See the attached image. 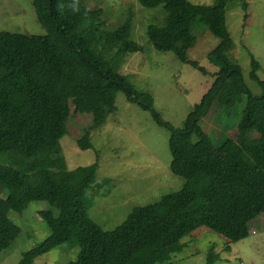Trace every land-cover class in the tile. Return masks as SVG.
<instances>
[{
	"label": "trees",
	"instance_id": "trees-1",
	"mask_svg": "<svg viewBox=\"0 0 264 264\" xmlns=\"http://www.w3.org/2000/svg\"><path fill=\"white\" fill-rule=\"evenodd\" d=\"M237 1L246 10L245 0ZM138 3L147 10L161 7L165 13L161 25L146 28L153 49L171 53L202 74L205 71L187 57L196 43L191 26L198 20L218 40L208 54L218 71L180 129L162 121L152 97L135 90L119 73L126 55L142 52L130 39V9L117 28L109 29L102 10H88L83 0H32L45 35L0 32V156L7 161V166L0 165V253L20 234L8 218L10 211L22 213L31 203H46L38 216L49 230L18 264H33L61 246L77 250L68 264H171L172 256L184 249L185 238L214 234L229 253L231 245L264 231V81L250 55L248 77L262 91L252 96L229 56L233 42L225 24L228 0H213L212 6L187 0ZM118 92L169 133L170 175L182 182L177 191L133 208L120 225L104 231L88 215L87 192L95 184L98 158L68 171L60 141L67 135L73 106L74 113L91 118L76 147L91 151L90 133L116 112ZM243 97L235 139L227 137L214 146L201 120L211 111L230 116ZM218 259L210 246L205 264Z\"/></svg>",
	"mask_w": 264,
	"mask_h": 264
},
{
	"label": "rangeland",
	"instance_id": "rangeland-1",
	"mask_svg": "<svg viewBox=\"0 0 264 264\" xmlns=\"http://www.w3.org/2000/svg\"><path fill=\"white\" fill-rule=\"evenodd\" d=\"M187 1L193 5H213V0ZM83 3L88 10L101 9L102 22L109 29L117 28L131 10L130 39L142 52L126 55L119 73L129 78L135 90L152 97L153 108L162 121L173 128H182L218 71L208 59L218 40L198 20L191 26L190 33L196 43L187 57L205 71L202 74L180 63L171 53L154 50L148 42L146 28L151 24L161 25L164 20L161 7L147 10L138 0H83ZM245 3L246 10H243L240 2L228 0L225 24L233 42L229 56L240 67L250 94L259 96L262 91L249 80L248 74L251 55L259 65L257 76L264 81V0H245ZM0 32L44 36L45 30L36 21L32 0H0ZM244 104L245 97L229 112L230 116L211 111L201 120L202 129L209 134L214 146L220 145L224 138L235 139V124ZM115 108L116 112L109 116L106 124L90 133L93 149L78 151L76 142L82 130L90 125L91 118L74 113L70 106L67 135L60 141L61 157L68 171L91 165L95 157L98 158L95 184L87 192L91 205L88 215L104 231L120 225L133 208L154 203L177 191L182 182L170 175L169 133L159 128L148 112L128 103L122 92L116 95ZM0 165L7 166L4 155L0 156ZM46 208V203L35 202L22 213H8L20 234L7 252L0 253V264H18L24 253L48 237L49 230L38 216V212ZM181 243L184 249L172 256L171 264H205L210 246L219 257L214 264H264V231L231 245L229 253L223 251V242L211 233H204L198 239L185 238ZM76 255L77 250L69 251L61 246L37 258L33 264H68Z\"/></svg>",
	"mask_w": 264,
	"mask_h": 264
},
{
	"label": "crops",
	"instance_id": "crops-1",
	"mask_svg": "<svg viewBox=\"0 0 264 264\" xmlns=\"http://www.w3.org/2000/svg\"><path fill=\"white\" fill-rule=\"evenodd\" d=\"M231 252V251H230Z\"/></svg>",
	"mask_w": 264,
	"mask_h": 264
}]
</instances>
